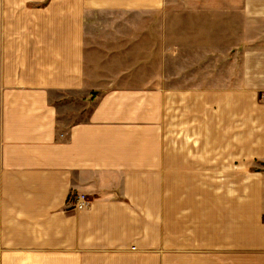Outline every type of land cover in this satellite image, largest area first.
I'll return each mask as SVG.
<instances>
[{
  "label": "crops",
  "instance_id": "obj_1",
  "mask_svg": "<svg viewBox=\"0 0 264 264\" xmlns=\"http://www.w3.org/2000/svg\"><path fill=\"white\" fill-rule=\"evenodd\" d=\"M156 3L51 0L41 19L61 27L8 29L0 264H264V102L253 103L264 92V0H199L202 12L168 14L221 53L228 38L246 41L237 61L206 73L235 82L233 108H194L199 93L178 45L169 71L154 78L152 110L129 105L151 89L86 92L95 78L84 53L129 46L89 45L83 20L138 16ZM241 98L251 107L239 108ZM81 194L88 205L75 209Z\"/></svg>",
  "mask_w": 264,
  "mask_h": 264
},
{
  "label": "rangeland",
  "instance_id": "obj_2",
  "mask_svg": "<svg viewBox=\"0 0 264 264\" xmlns=\"http://www.w3.org/2000/svg\"><path fill=\"white\" fill-rule=\"evenodd\" d=\"M193 1L158 0V3L147 4L145 10L137 12L140 14L138 16L134 14L125 16L124 13L127 14V12L124 11H105L102 20H97L93 16H89V20H83L88 33L86 41L89 45L129 46V49L114 51L113 54L94 50L84 53L89 56L88 65L93 67L85 68L86 75L95 78L94 86H84L86 92H91L94 97H97L113 91L151 89L149 90L150 96L130 101L129 105L136 109L152 110L154 78L159 76L161 71L163 74L164 71H169V62L174 59L173 55L176 51L174 49L172 52L170 47L178 45L180 48L178 57L181 59L178 64L183 71H189L193 79L194 90L199 93L194 97V108L207 105H209L207 108H233L234 101L231 96L235 90V82L219 81L217 77L207 78L206 73L208 71L217 73L219 62L237 61L238 57L242 56L239 50L244 48L246 41L241 40L240 37L228 38L224 45L227 48L225 53L217 51L218 48L215 45H202L203 39L196 35L195 29H188L186 32L187 22L174 21L168 15L170 13L202 12V5L197 3L199 0L191 3ZM50 2L51 0H0V44L13 45V41L8 37V29L15 30V34L19 35L23 34L19 30L25 28H41L44 25L50 28L61 27L58 19L51 18L53 20L48 21L41 19H46L42 8ZM109 12L119 14L108 19L106 14ZM161 14H163V20L160 21ZM123 18L128 19L120 20ZM70 22L72 21L65 23ZM157 25L162 29V37L157 31ZM242 41L244 42L240 43ZM238 43L240 44L237 46ZM193 46L198 47V51L186 50L192 49ZM185 62L191 64L197 62L196 67L192 68V65L189 68H183L186 66ZM201 62H206L205 67H200ZM101 78H112V83H107ZM262 100H264V92L261 91L255 95L253 103H263ZM251 102L249 98H241L237 104L239 108L247 109L251 107Z\"/></svg>",
  "mask_w": 264,
  "mask_h": 264
},
{
  "label": "built area",
  "instance_id": "obj_3",
  "mask_svg": "<svg viewBox=\"0 0 264 264\" xmlns=\"http://www.w3.org/2000/svg\"><path fill=\"white\" fill-rule=\"evenodd\" d=\"M88 202L89 200L85 194L78 195L74 204V208L75 209L85 208L88 205Z\"/></svg>",
  "mask_w": 264,
  "mask_h": 264
}]
</instances>
